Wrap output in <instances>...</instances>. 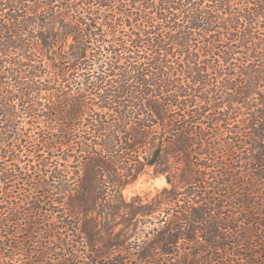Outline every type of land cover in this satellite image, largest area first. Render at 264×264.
<instances>
[{
  "label": "trees",
  "instance_id": "16d2710c",
  "mask_svg": "<svg viewBox=\"0 0 264 264\" xmlns=\"http://www.w3.org/2000/svg\"><path fill=\"white\" fill-rule=\"evenodd\" d=\"M33 256L264 264V0H0V264Z\"/></svg>",
  "mask_w": 264,
  "mask_h": 264
},
{
  "label": "rangeland",
  "instance_id": "374dc122",
  "mask_svg": "<svg viewBox=\"0 0 264 264\" xmlns=\"http://www.w3.org/2000/svg\"><path fill=\"white\" fill-rule=\"evenodd\" d=\"M162 167L163 166L161 165L157 166V168L154 166L145 167V169L141 172L137 180L123 187L122 193L124 198L127 201H131L138 198H141L143 200H152L159 194L164 193L165 189H171L172 185L169 183L166 174L162 173ZM110 193L112 194L113 192L109 190L108 194ZM227 209H232V206L229 205ZM227 216L228 217L226 218H231V214L227 213ZM246 216H248V214L244 215V218ZM240 219L243 220V218ZM34 256L31 258L29 262L30 264H33V262H35ZM55 263L56 262H53V264Z\"/></svg>",
  "mask_w": 264,
  "mask_h": 264
}]
</instances>
